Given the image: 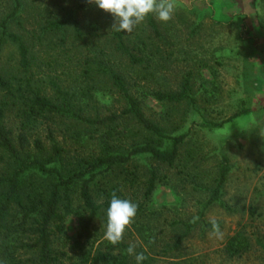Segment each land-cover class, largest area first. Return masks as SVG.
<instances>
[{"label":"rangeland","instance_id":"obj_1","mask_svg":"<svg viewBox=\"0 0 264 264\" xmlns=\"http://www.w3.org/2000/svg\"><path fill=\"white\" fill-rule=\"evenodd\" d=\"M76 3L27 0L23 26L14 24L12 31L27 37L37 32V21L43 23L49 14L54 18ZM11 10V0H0V20ZM152 16L161 38L153 34L148 18L128 34L131 50L137 29L154 37L153 46L147 39L141 46L138 57L145 61L133 65L118 53L112 60H117L115 64L127 80L137 82L136 93L146 116L166 124L173 136L187 134V138L172 165L138 157L129 166L134 175L129 171L119 177L125 198L144 205V216L136 215L131 230L124 235L125 243L135 245L137 253L147 256L143 264H264V0H176L172 20L163 23ZM79 18L84 25L93 22L97 29L99 26L98 38L80 44L69 40V56L59 57L54 51L51 54L60 58L58 62L37 63L35 81L43 82L49 95L54 94L51 82L66 92L85 84L87 77L80 69L77 74L73 71L77 61L67 60L83 62L87 45L99 43L104 51L111 52L107 36L112 24L106 23L109 19L115 23L113 16L96 6ZM18 61L17 48L5 46L0 59L4 72L16 74ZM188 75L190 84L180 105L163 104L150 94L179 93ZM95 78L100 83L107 81L102 76ZM116 97L108 92L94 94L97 111L105 114L120 109L122 104ZM239 112L244 114L219 129L205 126L223 123ZM224 159L229 162L230 173L222 197L207 206ZM150 169H155L160 181L150 199H145ZM194 216L206 223L217 221L222 238L210 237L212 228L200 223L179 242L186 233L185 224ZM102 225L101 220L96 223V234L103 232ZM141 225L144 232H138ZM78 226L75 216L68 218L70 236L76 234ZM238 234L248 240L249 248L232 257L227 252L228 241ZM129 259L136 263L134 256L129 255Z\"/></svg>","mask_w":264,"mask_h":264},{"label":"trees","instance_id":"obj_2","mask_svg":"<svg viewBox=\"0 0 264 264\" xmlns=\"http://www.w3.org/2000/svg\"><path fill=\"white\" fill-rule=\"evenodd\" d=\"M11 1V12L0 20V59L4 47L14 45L19 70L14 74L0 67V264H136L126 252L125 237L115 246L104 238L111 194L126 199L125 187L118 180L129 174L135 159L147 157L172 165L187 138V134L173 136L166 124L146 116L136 93L137 82L127 80L115 64L117 60H112L118 53L139 66L145 61L138 57L141 46H145L146 39L153 46L154 37L137 29L131 50L128 34L112 29L107 36L111 52L92 43L86 47L83 62L67 60L77 61L73 71L77 74L80 69L87 77L85 84L66 92L51 82L54 94L49 95L43 82L35 81L37 63L44 66L58 62L62 55L69 56V40L80 44L98 38L99 26L97 29L93 22L84 25L79 18L96 5L90 0H77L62 14L54 18L49 14L43 23L37 21V32L26 37L13 32L12 26H23L27 0ZM147 18L153 34L161 38L157 21L152 15ZM106 24L113 28L110 19ZM36 49L43 57L36 55ZM54 51L59 57L51 54ZM96 75L107 81L98 82ZM189 84L188 75L179 93L150 94L163 104L177 106L184 100ZM97 92L117 96L122 107L100 113L94 98ZM243 114L205 126L219 129ZM229 173V162L224 159L207 206L220 201ZM130 174L134 175L132 171ZM159 181L155 169H150L145 199H150ZM143 207L142 203L138 205L137 216H144ZM72 216L79 221L74 236L67 232V220ZM99 220L104 224L103 232L96 234ZM200 223L212 228V223L203 220L185 224L186 233L179 242ZM144 230L141 225L138 232ZM248 248V240L238 234L229 239L227 252L234 257Z\"/></svg>","mask_w":264,"mask_h":264},{"label":"clouds","instance_id":"obj_3","mask_svg":"<svg viewBox=\"0 0 264 264\" xmlns=\"http://www.w3.org/2000/svg\"><path fill=\"white\" fill-rule=\"evenodd\" d=\"M90 2L102 11L111 14L115 20L112 29L125 34H131L134 28L142 24L149 15H154L163 23L169 22L176 8V0H90ZM111 195L104 238L115 246L122 243L126 232L131 230L138 205L129 199L117 198L115 192ZM198 221L199 217L194 216L190 222L195 224ZM211 223L210 237L222 238L223 232L219 223L215 220ZM135 247V245H129L126 252L135 257L136 264H143L147 256L143 252L137 253Z\"/></svg>","mask_w":264,"mask_h":264}]
</instances>
